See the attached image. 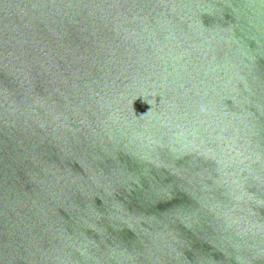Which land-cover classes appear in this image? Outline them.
Masks as SVG:
<instances>
[{
  "label": "water",
  "instance_id": "95a60500",
  "mask_svg": "<svg viewBox=\"0 0 264 264\" xmlns=\"http://www.w3.org/2000/svg\"><path fill=\"white\" fill-rule=\"evenodd\" d=\"M0 264H264V0H0Z\"/></svg>",
  "mask_w": 264,
  "mask_h": 264
}]
</instances>
